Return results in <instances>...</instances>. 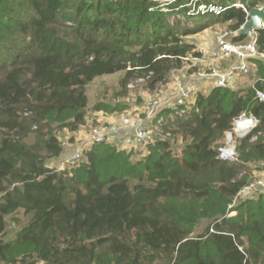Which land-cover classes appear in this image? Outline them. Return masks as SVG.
<instances>
[{"label": "trees", "instance_id": "16d2710c", "mask_svg": "<svg viewBox=\"0 0 264 264\" xmlns=\"http://www.w3.org/2000/svg\"><path fill=\"white\" fill-rule=\"evenodd\" d=\"M187 1L166 10L152 0H0V264H264V193L229 207L250 163H264V102L255 98L264 58L251 59L253 87L197 90L189 114L170 122V138L143 156L133 160L113 139L88 144L68 170L47 164L63 152L62 130L87 127L86 87L95 78L121 72L125 87L151 73L153 89L182 57L201 55L195 35L244 24L234 3L264 5L202 0L226 7L214 15L189 13ZM256 47L264 55V26ZM124 107L98 102L93 110ZM241 112L258 119L262 135L238 139V161L220 160L217 148ZM18 212L27 220L10 235Z\"/></svg>", "mask_w": 264, "mask_h": 264}, {"label": "built area", "instance_id": "2783aa9c", "mask_svg": "<svg viewBox=\"0 0 264 264\" xmlns=\"http://www.w3.org/2000/svg\"><path fill=\"white\" fill-rule=\"evenodd\" d=\"M152 1L158 3L163 9L168 10L169 6L176 3L177 0ZM233 5L241 7L247 15L248 9L244 4L236 2ZM185 6L189 8V13H210L214 15L220 14V12L226 8L214 2H204L202 0H188ZM171 17L173 20L175 17L174 14H171ZM238 30L230 31V33L234 35ZM229 35V32L216 34L215 41L217 48L212 53L208 54L205 51H199L201 54L200 56L182 57L185 61L184 65L180 69L172 71L170 74L171 80L178 92L174 99L168 102L159 100L158 98L155 99L145 110L144 118L137 117L133 119L128 115L122 116L120 120L112 124L93 126L88 133V143L79 142L80 144L76 146L70 156L68 155L69 159L67 162L75 163L80 158L81 151L85 145L111 141L117 135L125 133L128 129L133 132L132 140L128 142H132L133 146L137 149L170 138V122L175 116L180 117L189 114L188 103L194 98L198 90V87L195 85L179 84V81H177V75L179 73L184 76L194 75L197 79H202L204 82L208 81L210 84L209 87L213 85L223 87L228 85V83L238 75L254 72V64L251 62V59L264 58V55L259 53L256 47V37H248L245 41L233 42ZM226 57L232 58V63H228V66L226 68L224 67L225 69H221L216 62ZM150 76L151 73L136 78L135 84L146 82ZM254 82L250 87L254 86ZM161 83L162 82H159V84ZM127 86L133 87L134 83L128 82ZM157 89L158 87L156 86L155 92ZM255 98L264 102V90L255 89ZM165 107L170 109L175 108L172 117L160 114V111ZM145 118L151 119L148 124L144 123ZM258 122V119L251 113L241 112L239 115L235 116L230 128L225 131L223 140L217 148V158L224 161H238L239 155L236 149L238 139L249 136L250 141L257 140V138L262 135V132L259 130L254 133L258 126ZM248 178V181L239 189L229 207H233L238 198L264 193V170L259 174H249Z\"/></svg>", "mask_w": 264, "mask_h": 264}, {"label": "rangeland", "instance_id": "374dc122", "mask_svg": "<svg viewBox=\"0 0 264 264\" xmlns=\"http://www.w3.org/2000/svg\"><path fill=\"white\" fill-rule=\"evenodd\" d=\"M168 19L169 21L172 20L171 15L170 18ZM222 32H229L230 34L229 37L232 36L230 31H228L224 25H210L208 29L198 34V36L197 35L194 36L195 41L197 44L202 45V43L205 42L206 37L209 36L210 41L213 42V37L216 36V34ZM202 47L203 46H201V48ZM204 48H206L205 45ZM253 73L254 72H250L248 74L236 76L228 83V86L234 90L245 89L250 87L251 82L255 79V73L254 74ZM122 75L123 73L121 72H116L114 74H109V75H103L95 78L87 85L86 87V94L88 97L87 126L89 127L83 131L81 129V132H79L80 131L79 130L78 133L74 134L73 136L72 134L68 133L66 130H62L59 133V136L62 141L63 152L58 157L49 158L47 160L48 166L59 170L60 169L68 170L70 167L78 165L80 162L78 163L67 162V160L69 159L68 155L70 156V154L74 151L76 146L80 144L79 142L88 143L87 142L88 133L93 126H97L100 124H112L120 120L122 116H128V115L133 119L137 117L142 118L143 115L145 114V110L148 108V106L151 105V103L155 99L158 98L159 100H163L165 102L170 101L173 92V90L170 88L172 87L171 76L161 84H157L156 86L158 87V89L155 92V87L153 89L150 88L146 82L135 84L136 82L134 79L128 81L134 83L133 87H128L127 84L125 85V87H122L120 84ZM98 102H105L109 104L120 102L122 104H125V107L121 111H115L111 113L105 111H94L93 107ZM172 116L173 115L171 114L170 117ZM94 117L100 118L99 121L96 120V124H93L92 122ZM72 137L74 139L73 141H70ZM127 139H129V137ZM171 141L173 144V149L179 151L182 148L183 140L181 139L180 135L173 137ZM87 146L88 144L85 145V147ZM120 146L128 148L129 150L132 149L134 151V153L132 152V155L130 156L133 160L135 157L143 156L146 153V151L144 150L145 147L140 148V150H137V148L133 146L132 142L129 143L124 141ZM263 170H264V163L260 162L258 164L250 163V165L247 167L245 171L247 174H252V173L259 174ZM234 214L235 212L232 211L229 212L228 215L231 216ZM17 215L19 216L21 221L19 222V224H15V225L9 222V225L7 227V233L10 235L14 232V230H16V228L19 227V225L23 224L27 220V218L24 217L21 212H18Z\"/></svg>", "mask_w": 264, "mask_h": 264}, {"label": "crops", "instance_id": "0c3cea01", "mask_svg": "<svg viewBox=\"0 0 264 264\" xmlns=\"http://www.w3.org/2000/svg\"><path fill=\"white\" fill-rule=\"evenodd\" d=\"M198 34H200V33H198ZM198 34H197V36H198ZM215 37L216 36L213 37V42L210 41V37L209 36L206 37L205 42H203L202 45H199V44H197L195 42L196 43L197 50L198 51H205L208 54L209 53H212L217 48L216 41H215ZM204 45L206 46V48H204ZM201 46H203V47L201 48ZM228 63H232V58L226 57V58L221 59L219 62H216V64L221 69H225L228 66ZM205 67H207V66H205ZM177 76H178V80L177 81H179V84H182V85H195V86L198 87V90L200 89V90H203V91H206V90H208L210 88L209 87L210 84H209L208 81L204 82V80L197 79L194 75L193 76L192 75H190V76H184L181 73H179ZM254 80L251 82V85L254 82ZM170 88L173 90L172 95H171V98H170V100H172V99H174V97L178 93L177 92V88L173 84V81H172V87H170ZM101 118H103V117H101ZM143 118H144V115H143ZM96 120L99 121L100 118L96 117ZM150 120L151 119H149V118H145L144 119V123L145 124H148L150 122ZM87 124H88V121H87ZM88 127L89 126L82 128V131L83 130H86ZM79 132H81V130ZM77 133L78 132H76L74 134H77ZM128 137H129V139H127ZM132 137H133V132L128 129V130L125 131V133H122V134L117 135L114 139L118 143L122 144V142H124V141L125 142H128L129 140H132Z\"/></svg>", "mask_w": 264, "mask_h": 264}, {"label": "water", "instance_id": "95a60500", "mask_svg": "<svg viewBox=\"0 0 264 264\" xmlns=\"http://www.w3.org/2000/svg\"><path fill=\"white\" fill-rule=\"evenodd\" d=\"M247 19L235 35L242 34L249 38L256 37V31L264 26V5L250 6ZM4 233L0 235L3 237Z\"/></svg>", "mask_w": 264, "mask_h": 264}]
</instances>
